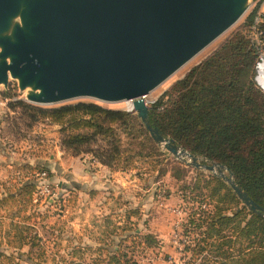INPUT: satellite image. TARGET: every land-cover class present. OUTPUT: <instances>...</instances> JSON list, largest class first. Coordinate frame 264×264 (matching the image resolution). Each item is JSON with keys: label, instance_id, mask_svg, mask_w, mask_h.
I'll use <instances>...</instances> for the list:
<instances>
[{"label": "trees", "instance_id": "obj_1", "mask_svg": "<svg viewBox=\"0 0 264 264\" xmlns=\"http://www.w3.org/2000/svg\"><path fill=\"white\" fill-rule=\"evenodd\" d=\"M253 17L254 12L246 13L215 50L172 83L149 106V119L163 137L203 163L223 166L235 184L264 209V94L254 81L258 51L248 38ZM259 30L264 35V23ZM14 90L0 95L8 100L0 120L12 112L13 129L21 139L38 124L56 126L61 150L71 157L89 156L113 172H129L137 160L157 153V145L133 111L94 101L35 106L12 100ZM30 165L31 171L47 177L21 182L13 193L6 188L0 207L13 202L23 206L19 212L25 210L36 197L37 185L49 182L47 168ZM179 195L184 204L197 206L190 208L181 225L186 241L184 264H264V217L251 213L224 181L196 172ZM140 217L138 210L127 206L123 223L107 230L110 242L96 248L104 257L93 259L92 264H135L128 244L143 250L158 247L153 234H138ZM18 233V249L27 246L29 252L22 255L34 261L32 252L39 238L27 240L23 232ZM0 257L8 259L2 253Z\"/></svg>", "mask_w": 264, "mask_h": 264}, {"label": "water", "instance_id": "obj_2", "mask_svg": "<svg viewBox=\"0 0 264 264\" xmlns=\"http://www.w3.org/2000/svg\"><path fill=\"white\" fill-rule=\"evenodd\" d=\"M251 0H0V92L13 81L25 102L129 103L154 143L225 182L264 217L216 163L153 128L146 97L235 26Z\"/></svg>", "mask_w": 264, "mask_h": 264}, {"label": "rangeland", "instance_id": "obj_3", "mask_svg": "<svg viewBox=\"0 0 264 264\" xmlns=\"http://www.w3.org/2000/svg\"><path fill=\"white\" fill-rule=\"evenodd\" d=\"M239 23L240 21L210 46H208L186 66L180 69L169 80L151 92L145 99L148 107L152 105L172 83L182 78L188 70L200 63L206 56L215 50ZM255 84L256 87L264 94V89L260 85H257L256 82ZM13 87H16V85L13 81H10V84L6 90L1 88L0 95L9 92L11 89L13 90ZM11 94L15 95L14 98L25 101L24 96L26 95V92H20L16 88L14 92L11 91ZM130 105L131 104L124 102L106 106L113 109L128 111L130 109ZM2 111L7 110L6 108H3L0 110V113H3ZM6 115L7 117L4 118L5 121L0 120V150H4L5 155L3 160L6 159L5 163L10 164V167L0 168V185L3 182H6V188L9 192L13 193L18 187H20V183L13 184V177L17 176L18 181L16 182L21 181L23 183L25 181L33 180L37 174H39L37 172L31 171L29 167H27L29 163L35 164L36 158L46 161V165H43L48 167V171H50V161L61 157L62 154L66 156L70 155L61 150L58 127L38 124L34 127L32 132L28 134L27 137L21 139L19 131L13 129V113L10 112V114ZM19 126L20 130L24 131V125L20 124ZM157 148V153L154 155H149L144 159H139L132 165L134 168L128 173V179L130 183L129 185H126L128 188V193L130 194L129 197H127V200L130 203L129 207L138 210L140 215L142 214L141 210L145 211V213H148V218L145 219L147 220V225L150 230L153 229L157 231H164L165 235L168 233V235L171 236L173 235L174 224L179 221L182 225L187 214L191 210L190 208L197 207L196 205L192 206V204H184L180 199L179 190L184 185L189 184L195 178L196 172H202L205 174H208V172L199 171L187 165L186 163L177 160L163 147L157 146ZM144 151L146 152L148 149H145ZM13 163H15L14 165L16 167H13ZM181 179L182 181H180ZM46 183L49 185L51 184V186L56 190V197L53 198L52 201H48V199H44L42 197H35L36 200L34 203H36L35 205L39 204V207H30L29 212L28 208L27 210L25 209L19 212L22 206L19 204L16 206L17 204H14L13 202L0 207V253L8 257V259L0 257V264H63L58 260L56 249L58 245L60 246L58 250L64 247L63 240L58 243L57 238L53 239V237L50 236L43 238L41 229L42 226L40 227L39 224L42 222V220H45L48 217V222L53 223V225L55 224V226L61 228L62 230H65L61 221L68 222L71 218H74L76 214L69 213L67 215L68 218L65 217L64 219H59L57 215L60 209L63 207L61 206L62 204L65 205L67 209L68 207L72 209L73 198L69 199L71 195L62 191L60 184L55 180L53 182L49 180V182ZM64 194L65 196H63ZM63 197H65L64 200ZM62 201L65 202L62 203ZM138 204L139 208L137 206ZM58 206H60V208ZM175 211H179L180 214ZM141 217L139 222H137L139 225L141 223ZM86 219L87 221L91 220L89 217ZM65 225L68 226V223H65ZM141 225L142 226L140 227L143 228L145 223H142ZM23 228L28 229V232H26ZM19 231H21V233L23 232V234L27 236V240L29 237L35 236L36 238H39V244H36L38 248H34L32 252L34 261H27L24 258L22 255L24 253H21V250L24 248V246L18 249L20 245L18 242V238H20V233H18ZM73 231L74 230L72 229L71 231L68 229L63 232L64 239H67V236L69 237L72 235L70 233H73ZM61 232L62 231L59 229H56L51 233L57 237L61 234ZM144 232L146 233V230H142L141 235L145 234ZM138 234L140 235V233ZM180 235L182 236V229H180ZM128 245L132 252L135 264L157 263L155 259L157 254L155 255V253L158 248H146L143 250L142 248L137 247L136 244ZM19 254L21 256H19ZM78 254H84V258L87 257L89 259V262L87 263V261L83 258V260H85L83 261V264H92L90 259L104 257V254L99 251L97 252L96 248L89 250L86 247H80L77 245L75 248H73L72 258L69 259V261H66V263L81 264V260L79 261L77 258L74 259V257H76ZM166 255V257H172L173 254H168L167 252ZM90 256L94 258H90ZM183 256L184 253L180 255V258H175V263L172 262L174 261L172 260L173 258L170 260V262L173 264H184L185 261L182 260ZM167 262L169 261L167 260Z\"/></svg>", "mask_w": 264, "mask_h": 264}, {"label": "crops", "instance_id": "obj_4", "mask_svg": "<svg viewBox=\"0 0 264 264\" xmlns=\"http://www.w3.org/2000/svg\"><path fill=\"white\" fill-rule=\"evenodd\" d=\"M4 155V150H0V168L10 167V164L5 163L6 159L3 160ZM45 162L46 161L43 159H35V164L46 165ZM14 164L15 163H13V167H16ZM30 164L32 163H29V166H32ZM50 164V180L52 182L54 180L58 182L62 191L71 195L69 199L73 198L72 209L69 207L67 209L65 205L62 204L61 206L63 207L60 209L57 216L59 219H64L69 213L76 215L68 222L61 221L65 230H62L61 228L55 226V224L53 225V223L48 222V217L46 218L47 220H42L39 226H42L41 229L43 238H47L48 236L53 237V239L57 238L58 243L63 240L64 247L58 250L60 247L58 245L56 248L57 257L60 262L67 264L66 261H69V259L72 258L73 248H75L77 245L80 247H87L89 250H92L97 248L99 243H108L110 240L107 238V230H113V226L118 227L123 223L124 209L127 206H130L129 201L127 200V197H129L130 194L128 193V188L126 187V185H129L130 183L128 179L129 172L110 171L109 169L99 165L97 162H93V160H91V158L88 156L77 158L62 154L61 157L50 161ZM44 167L48 169V167ZM17 178V176L13 177V184L21 183V181L16 182L18 181ZM5 183L6 182H3L0 185V198L5 193ZM63 196H65V194ZM64 199L65 197H63V200ZM35 200L36 199L33 197L31 205L27 207L28 212L29 208L32 206L39 207V204L34 205ZM64 202L65 201H62V203ZM14 204H17L16 206H18V203ZM137 206L139 208V204ZM58 207L60 208V206ZM21 208H23V206ZM141 213V223L140 225L138 224L137 232L141 235V231L146 230V233H151L156 237V240L158 241V247L155 248H158L155 253V255L157 254V257L155 258L157 262L156 264L175 263V258H180V253H178L172 235H168L167 232V235H165L164 231H157L153 229L150 230L147 225V220L145 219L148 218V213H145L143 210H141ZM88 217L91 218L90 221H87L86 218ZM65 223H68V226H66ZM142 223H145L143 228L140 227L142 226ZM55 228L62 231L57 237L51 233L52 231L56 230ZM68 229L70 231L71 229L74 230V234L71 232L70 234L72 235L69 237L67 236V239H64L63 232ZM166 249L168 254H173L172 257H166ZM22 252L27 254L29 252V248L27 246L22 248L21 253ZM84 257V254H78L76 257H74V259L77 258L79 261L81 260V264H83V261L85 260L88 263L89 259ZM83 258L85 260H83ZM90 258L94 257L90 256ZM171 259L174 260L172 261L173 263L170 262ZM92 260L93 259H90V261ZM167 260L169 262H167Z\"/></svg>", "mask_w": 264, "mask_h": 264}, {"label": "built area", "instance_id": "obj_5", "mask_svg": "<svg viewBox=\"0 0 264 264\" xmlns=\"http://www.w3.org/2000/svg\"><path fill=\"white\" fill-rule=\"evenodd\" d=\"M254 12L253 22L249 27L248 38L250 40L251 45L258 51L257 61H256V75L254 77V81L259 84V78L262 71V66L264 65V53L262 51V47L264 46V35L259 30V25L264 23V0H251L249 3L248 9L246 13ZM13 98L12 100H15ZM8 100L0 99V110L7 107ZM127 112H131L130 109ZM94 162V160H93ZM40 179H45L47 177L46 173L37 174ZM36 197H42L44 199H48V201H52L53 198L56 197V190L51 186V184L43 183L37 186ZM178 212L179 211H175ZM180 214V213H179ZM181 223L178 221L174 224L173 231V241L177 247L178 253L180 255L183 253V246L186 244V241L180 235Z\"/></svg>", "mask_w": 264, "mask_h": 264}, {"label": "bare ground", "instance_id": "obj_6", "mask_svg": "<svg viewBox=\"0 0 264 264\" xmlns=\"http://www.w3.org/2000/svg\"><path fill=\"white\" fill-rule=\"evenodd\" d=\"M263 89H264V66L262 68V71H261V75H260V78H259V84Z\"/></svg>", "mask_w": 264, "mask_h": 264}]
</instances>
